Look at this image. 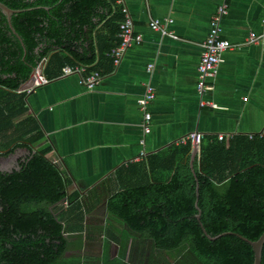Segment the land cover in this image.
I'll use <instances>...</instances> for the list:
<instances>
[{
	"label": "crops",
	"instance_id": "0c3cea01",
	"mask_svg": "<svg viewBox=\"0 0 264 264\" xmlns=\"http://www.w3.org/2000/svg\"><path fill=\"white\" fill-rule=\"evenodd\" d=\"M223 2L229 11L220 20V38L235 48L221 56L216 75L207 82L211 89L203 100L214 106L201 107L195 89L201 46ZM126 5L135 32L143 36L140 45L115 64L111 52L121 44L123 5L113 0L97 6L81 36L69 46L51 45L47 56L58 53L66 66L83 70L65 75L66 66L57 64L52 79L36 88L34 73L19 90L26 95L23 102L17 98L12 106L20 136L41 139L37 147L61 170L75 199L62 217L65 235L84 234L86 257L104 258L105 263L132 255L135 244L143 254L140 235L109 213L107 204L123 189L146 185L150 165L154 171L166 169L158 175L172 176L169 162L180 158L175 151L187 147L179 142L190 134L203 136L201 145L209 146L219 137L224 142L264 133V43L245 45L251 34L264 35V0H126ZM152 20L177 39L153 31ZM72 53L91 65L74 61ZM96 73L102 78L95 88L83 85V79ZM147 84L156 97L149 105L151 133L146 136L140 105ZM142 153L145 157L138 161ZM105 232L110 240L101 244Z\"/></svg>",
	"mask_w": 264,
	"mask_h": 264
},
{
	"label": "trees",
	"instance_id": "16d2710c",
	"mask_svg": "<svg viewBox=\"0 0 264 264\" xmlns=\"http://www.w3.org/2000/svg\"><path fill=\"white\" fill-rule=\"evenodd\" d=\"M112 1L0 0L23 11L11 25L0 9V264L68 260L74 237L65 235L62 217L75 199L61 170L37 147L41 139L20 136L12 106L17 98L23 102L26 95L19 90L44 61L47 80L57 64L67 65L58 53L47 58L51 48L74 43L91 24L95 8ZM72 55L91 65L80 54ZM249 137L201 145L193 167L192 148L177 149L180 158L169 162L172 176H160L166 169L154 171L150 165L146 185L123 189L110 199L108 212L141 237L143 254L133 246L138 263L156 255L161 264H171L164 255L182 251L175 264H254L253 249L239 234L257 241L264 233V136ZM225 233L232 234L221 236ZM207 234L221 237L211 241ZM126 259L125 253L105 264H132Z\"/></svg>",
	"mask_w": 264,
	"mask_h": 264
},
{
	"label": "built area",
	"instance_id": "2783aa9c",
	"mask_svg": "<svg viewBox=\"0 0 264 264\" xmlns=\"http://www.w3.org/2000/svg\"><path fill=\"white\" fill-rule=\"evenodd\" d=\"M117 4L123 5V12L125 14V20L122 21L121 24V32H120V38H121V44L114 48L111 52V56L115 60V64L119 63L121 59L123 58L125 52L135 46L140 45L143 42V36L139 33L135 32V27L133 23L132 16L130 14V11L128 9V6L126 5V0H116ZM228 4L223 2L221 5H219L216 8V12L212 16L209 33L207 36V39L202 44V52L199 58L198 66H197V80H196V93L199 97V105L201 107L205 106H211L213 107V103H208L203 100V96L205 93L211 89V87L208 85V80L213 78L216 75L217 68L220 64L221 56L224 53H227L228 51H231L235 47L229 42L225 40H221V31L219 28V23L222 17L228 14ZM264 25V23H263ZM150 28L153 31H157L161 33L162 35H168L173 39H177L173 34H168L165 28L161 25L159 20H152L150 23ZM264 43V35L258 36L257 34H251L245 45L250 46H257ZM241 46H238L240 48ZM43 64V63H42ZM45 67V65H44ZM42 65L35 71L34 74V86L33 88L42 86L47 83L46 77L43 75V68ZM154 68L153 64H150L148 67V70L151 71ZM83 69L80 67L73 68L70 66H66L63 69V73L65 75H72L75 74V72H81ZM85 71V69H84ZM83 71V72H84ZM101 76L99 74H93L89 76L86 79L82 80L83 85L88 87L89 89L95 88L99 81L101 80ZM32 88V89H33ZM32 90L30 89L29 92ZM156 97V91L151 86V84L146 85V90L144 94V98L142 100V103L140 105V110L142 111L144 115V121L142 123L144 134L147 136L151 133V121H152V114L149 111V105L153 102V100ZM260 137L264 136V133L259 134ZM251 140L255 139V135H251L249 137ZM203 140V136L199 134H190L186 136L184 139H182L179 142L180 146H188L191 145L192 148H197L199 151L201 147V141ZM224 140L223 137H219V141L222 142ZM145 145V141H141V146ZM145 157V153H142L140 156V159L138 158V161H142V159ZM68 201L64 202V207H68Z\"/></svg>",
	"mask_w": 264,
	"mask_h": 264
},
{
	"label": "rangeland",
	"instance_id": "374dc122",
	"mask_svg": "<svg viewBox=\"0 0 264 264\" xmlns=\"http://www.w3.org/2000/svg\"><path fill=\"white\" fill-rule=\"evenodd\" d=\"M251 140V139H250ZM106 233V232H105ZM106 237L107 239L101 242V244H108L109 243V235H107L106 233ZM84 234L79 237H74V241H73V247H71L68 252V255H66V259L67 262L66 264H91V262L95 261L97 262V264H105V260L104 258H96V259H91L89 257H86L85 253H86V246L84 243ZM149 242V241H148ZM82 245L83 249H78V245ZM147 247L151 248L152 247V243L149 242L148 245H146ZM80 253V255H79ZM182 251H178V252H174V253H166L164 255V257L166 258V260H168L171 264H175L177 262V260L179 259V256L181 255ZM75 257V258H74ZM156 255L153 256V258H151L150 256L148 257H141L142 259V263L143 264H161V260L162 258L159 259H155ZM73 258V259H72ZM72 259V260H70ZM75 261V262H74ZM127 262H131L132 264H141V262H137V251L135 250V248L133 249V253L132 255H128L127 257Z\"/></svg>",
	"mask_w": 264,
	"mask_h": 264
},
{
	"label": "water",
	"instance_id": "95a60500",
	"mask_svg": "<svg viewBox=\"0 0 264 264\" xmlns=\"http://www.w3.org/2000/svg\"><path fill=\"white\" fill-rule=\"evenodd\" d=\"M0 9L7 15L9 24L11 25H12L13 16L23 12L22 10H13L1 2H0ZM44 65H45V61L43 62L42 66L44 67ZM196 155H197V148L193 150V156H192V161H191L192 164L196 158ZM197 217L198 219L200 218V216H197ZM229 234H232V233H228V234L225 233L221 236H227ZM239 235L242 237V239H244L247 243L251 245L253 252H254V264H262L263 248H264V233L259 237L257 241H249L248 239H246L244 235L242 234H239ZM221 236H218L216 237V239H213V237L208 235V239L211 241H215V240L220 239Z\"/></svg>",
	"mask_w": 264,
	"mask_h": 264
}]
</instances>
